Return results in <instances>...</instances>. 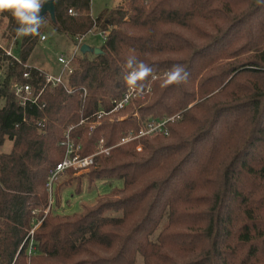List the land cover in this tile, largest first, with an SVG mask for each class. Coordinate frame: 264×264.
<instances>
[{"label": "trees", "instance_id": "16d2710c", "mask_svg": "<svg viewBox=\"0 0 264 264\" xmlns=\"http://www.w3.org/2000/svg\"><path fill=\"white\" fill-rule=\"evenodd\" d=\"M122 2L92 16L91 0H55L54 21L42 15L40 35L21 38L20 63L0 48V147L11 142L0 151V264H264V2L250 0L216 33L207 30L238 0ZM47 27L71 40L108 34L98 54L78 53L70 92L45 89L20 106L11 85L29 70L34 93L42 87L44 71L24 65ZM130 55L153 68L143 81L150 90L110 112L127 88ZM174 65L187 82L164 86ZM99 110L106 115L96 119ZM173 116L164 132L117 145L145 122ZM68 126L81 157L100 140L111 147L86 178L113 186L61 214L52 208L60 188L81 178L68 169L48 190Z\"/></svg>", "mask_w": 264, "mask_h": 264}, {"label": "rangeland", "instance_id": "374dc122", "mask_svg": "<svg viewBox=\"0 0 264 264\" xmlns=\"http://www.w3.org/2000/svg\"><path fill=\"white\" fill-rule=\"evenodd\" d=\"M121 2L122 0H91L90 14L92 16H96L103 9L115 7ZM249 4L250 0H238V2H234L232 4V11L230 14L224 17H219L215 20V24L211 28H208L207 31L216 33L217 28H226V26H228V24H230L235 17H240L247 12L246 10L249 7ZM9 15L10 13L7 11H0V48L3 50L11 48L13 54L17 56L21 38H18L16 34L12 35L11 31L8 29ZM91 31L95 33H90L85 36L82 42L93 48L100 47L104 40L96 33V31ZM42 34L46 36V39L37 42L26 62V65L39 68L44 72L55 74L59 70V64L56 60L57 54L61 52L71 53L73 51V41L65 35L57 34L49 27H47L45 32ZM140 96L141 97H139V99L142 101L144 95ZM128 114L129 113L121 115L119 119L126 118ZM134 115L138 116V113L134 112ZM231 138H235L236 140L234 144H238L241 139L240 131L239 133L234 134L233 137L231 136ZM10 148L11 142L6 140L3 146L0 147V151L8 152ZM93 152H95V148ZM88 171L89 170L74 171L73 175L81 176V178L78 181L76 179H72L69 184L60 188L59 205L57 207L52 206L55 212L61 214L76 213L80 210L82 205L91 206L96 202L97 198L103 197L107 194L109 189L113 186V183L105 180H95L92 183H89L86 178ZM77 189L79 190L78 192L76 191ZM107 214L119 215L118 212L114 211H109Z\"/></svg>", "mask_w": 264, "mask_h": 264}, {"label": "built area", "instance_id": "2783aa9c", "mask_svg": "<svg viewBox=\"0 0 264 264\" xmlns=\"http://www.w3.org/2000/svg\"><path fill=\"white\" fill-rule=\"evenodd\" d=\"M69 13H72L71 10H68ZM90 33H95L89 30L85 35H75L73 40V51L71 53H58L56 60L59 64V70L57 73H48L44 72L43 74V85L42 87L34 93L33 85L30 83L31 75L29 70H25L22 73L23 81H16L13 82L11 85V90L17 100V103L20 106L26 105V103H36L40 95L45 89L54 91L59 86H63L67 89L68 92L71 89L68 87L67 78L72 73L74 69V64L78 53L80 52L79 48L80 45L83 43V39ZM96 33L105 40L108 31L98 30ZM41 40H45V37L42 35ZM5 54L10 57L13 62L20 63L18 56L13 54L12 49L4 50ZM24 67H31L27 66L26 64ZM156 76H153L155 78ZM62 81V83H57V81ZM150 87L148 86L145 91L141 94H136L132 91L128 90V87L123 92V94L116 99L111 101L112 109L110 112H117L131 103L134 99L141 97L140 95H144V93L148 92ZM44 106V105H42ZM109 112V113H110ZM106 115V112L103 110H99L95 113L96 119H99L101 116ZM174 117L166 118L162 121H148L141 125L138 133L136 135H132L131 133L124 135L120 138L117 145L124 144L130 142L134 139L143 137V136H150L152 134H158L164 132V125L167 121L172 120ZM80 121V123H82ZM93 128V125L90 126V129ZM72 129L71 126H68L64 131L63 138L60 142L62 146L65 147V155L61 161H59L53 168L48 171V190H51V185L53 181L61 174H63L66 170L72 169L74 171L77 170H88L89 167L93 164L94 157L100 154H108L111 147H104L103 142L100 140L95 146V152L90 155L81 157L77 153L80 149V145L75 144L72 139L70 138V130ZM136 150L140 151L141 147L138 145L136 146ZM33 230L30 231L29 235H32ZM31 248V245H30Z\"/></svg>", "mask_w": 264, "mask_h": 264}, {"label": "clouds", "instance_id": "9594fccd", "mask_svg": "<svg viewBox=\"0 0 264 264\" xmlns=\"http://www.w3.org/2000/svg\"><path fill=\"white\" fill-rule=\"evenodd\" d=\"M45 0H0V11H7L15 20V34L18 38L35 37L40 35L44 18L39 15L41 5ZM264 2V0H262ZM124 81L129 91L136 94L143 92V81L153 73L150 65L140 61L134 55L125 60ZM188 72L180 65H174L172 70L165 73L163 85L187 82ZM62 83V81H57Z\"/></svg>", "mask_w": 264, "mask_h": 264}, {"label": "water", "instance_id": "95a60500", "mask_svg": "<svg viewBox=\"0 0 264 264\" xmlns=\"http://www.w3.org/2000/svg\"><path fill=\"white\" fill-rule=\"evenodd\" d=\"M54 1L55 0H45V2L41 5L40 11H39V15L42 16L44 14H48L50 19L54 21L55 19V7H54ZM81 53H87V52H93L95 54H98L100 52V49L97 48H93L90 47L84 43H82L80 45L79 48Z\"/></svg>", "mask_w": 264, "mask_h": 264}]
</instances>
